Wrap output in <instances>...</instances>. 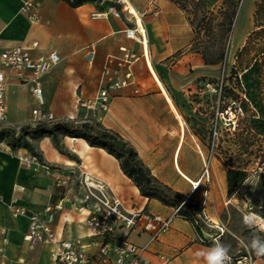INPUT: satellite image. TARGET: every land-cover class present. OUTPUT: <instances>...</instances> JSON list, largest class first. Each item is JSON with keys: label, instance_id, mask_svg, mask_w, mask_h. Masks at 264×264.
<instances>
[{"label": "crops", "instance_id": "crops-1", "mask_svg": "<svg viewBox=\"0 0 264 264\" xmlns=\"http://www.w3.org/2000/svg\"><path fill=\"white\" fill-rule=\"evenodd\" d=\"M24 1L0 0V50L23 46L32 57L59 54V63L41 78L45 104L55 119L87 121L114 131L135 149L158 182L202 204L199 189L203 181L196 188L191 182L200 178L206 150L185 118L195 99L204 94L201 79L209 76L210 65L189 49L190 27L177 4L171 0H132L147 29L144 55L141 46L125 36V21L112 15H95L99 6L94 2L71 7L63 0H31L38 18L30 21L20 10ZM151 2L158 6L157 13L151 11ZM91 44L96 50L92 62H88L85 53ZM121 47L138 54L130 67L131 78L110 91L106 110L87 107L97 96L105 58L120 55ZM35 105L28 85L10 78L6 121L0 127L17 130L31 125ZM31 143L49 165L70 175V182L57 189L51 175L22 164L19 156L31 152L26 148L12 151L0 143V250L4 253L0 264H54L50 258L52 245L36 243L31 248L23 239L28 219L13 216V206L40 211L48 204L59 203L53 221L57 238L79 241L92 250L84 223L86 212L78 211L84 176L88 182L106 185L128 211L142 213L127 238L144 247L146 264H206L199 254L212 245L201 243L192 224L177 215L174 207L142 196L117 159L103 148L69 136L61 139L63 152L49 137ZM144 215L169 217L168 229L150 241L149 232L143 229Z\"/></svg>", "mask_w": 264, "mask_h": 264}, {"label": "rangeland", "instance_id": "rangeland-1", "mask_svg": "<svg viewBox=\"0 0 264 264\" xmlns=\"http://www.w3.org/2000/svg\"><path fill=\"white\" fill-rule=\"evenodd\" d=\"M171 1L189 24L190 50L199 54L197 51L207 46L210 55L224 48L223 60L208 66L209 76L201 79L204 94L195 99L185 118L206 150L209 179L203 180L199 189L203 198L207 191L205 211L211 221L224 227L220 244L229 247V255L234 259L248 255L251 264H264V257L248 247L253 238L264 239V229L249 226L243 219L245 214L254 213L264 220V67L242 70L245 64H264V50L237 59V52L254 30L255 5L261 0ZM232 9L231 29L224 37ZM228 169L246 173L230 196L226 189ZM211 221L201 226V234L207 238L216 233Z\"/></svg>", "mask_w": 264, "mask_h": 264}, {"label": "built area", "instance_id": "built-area-1", "mask_svg": "<svg viewBox=\"0 0 264 264\" xmlns=\"http://www.w3.org/2000/svg\"><path fill=\"white\" fill-rule=\"evenodd\" d=\"M99 10L95 15H112L122 18L125 23V36L137 43L142 48L145 55L147 48V29L141 14L135 9L132 0H99ZM152 12L159 11L155 3H150ZM20 10L30 21L37 20L36 6L31 0L22 3ZM95 45H89L85 59L92 62L95 56ZM120 55H108L105 58L101 69L100 85L94 101L87 105L89 108L99 107L106 110L112 97L110 91L119 88L131 78V64L138 58V54L126 47L120 48ZM60 61V56L56 52H50L47 56L32 57L29 49L23 46H14L0 50V123L6 121V87L10 78H14L20 83L26 84L30 92L36 99V105L31 111L32 121L52 122L55 119L52 110L45 104L41 87V78ZM121 76V77H120ZM216 92L215 88H211ZM80 105H85L78 100ZM2 143V142H0ZM20 161L26 167L39 168L45 174L53 177V185L57 189H63L70 182V175L61 174L58 168L49 165L41 155L29 153L19 156ZM209 179V169L206 162L202 169L198 181L191 182L196 188L201 181ZM83 185L82 193L79 197L78 211L86 212L84 220L88 235L91 238L92 250L88 251L85 245L79 241L65 240L57 238L53 229L55 219V209L58 204H48L40 211H30L24 206H13L11 214L13 216H26L28 219V229L23 239L33 248L36 243L50 244V258L54 264H146L143 257L144 247L136 245L127 237L131 229L135 227L142 216L138 211H128L119 197H117L106 185L102 183H91L85 178L81 180ZM207 191L204 192L203 206L198 218L202 222L211 221L205 211L204 203ZM175 213L177 208H174ZM258 221L256 225L264 229V220L254 214L249 213ZM143 229L149 232V240L157 239L164 233L170 223V218H162L157 215H144ZM212 226L216 229L213 236L205 237L201 235L199 241L206 244L210 242L212 246L219 243L220 237L224 233V227L213 221ZM197 224V221L194 222ZM251 223V221H250ZM231 264H251L248 255L234 259L231 255ZM4 253L0 250V258Z\"/></svg>", "mask_w": 264, "mask_h": 264}, {"label": "trees", "instance_id": "trees-1", "mask_svg": "<svg viewBox=\"0 0 264 264\" xmlns=\"http://www.w3.org/2000/svg\"><path fill=\"white\" fill-rule=\"evenodd\" d=\"M63 1L71 7H77L85 2H94L98 5L99 2V0ZM99 8H102V6ZM233 15L234 9L228 14V25L224 37L230 32ZM253 23L254 30L249 33L244 46L237 52V59L239 61L243 56H248L252 52L258 53L264 50V0L255 5ZM223 50L222 46L219 50L209 55L208 47L203 46L197 52H199L205 64L212 65L223 60ZM257 65L250 67L248 64H245L242 70L254 71L255 69L261 70L264 67V64ZM64 136L83 138L90 146L103 148L114 156L123 173L133 181L142 196L148 199H157L167 206L177 208L176 214L189 221L197 235L201 236V226H203V223L198 218L202 210L201 204L193 201L190 197L186 198L184 194L158 182L141 162L135 149L114 131L87 121L71 122L67 120L22 125L17 130L10 127H0V142H4L12 151L26 148L31 153H37L31 140L49 137L53 146L58 151L63 152L61 139ZM245 177L246 173L244 171L233 169L226 171V189L229 196L232 194L235 186L242 182ZM195 221H197V224L194 223ZM206 244L212 245L210 242H206Z\"/></svg>", "mask_w": 264, "mask_h": 264}, {"label": "clouds", "instance_id": "clouds-1", "mask_svg": "<svg viewBox=\"0 0 264 264\" xmlns=\"http://www.w3.org/2000/svg\"><path fill=\"white\" fill-rule=\"evenodd\" d=\"M244 222L249 226L258 223V221L251 215L245 216ZM248 247L255 253L256 256L264 257V239H260L259 237L253 238ZM229 251L230 249L228 246L220 243H215L210 249L203 253H200L199 255L203 256L206 264H231Z\"/></svg>", "mask_w": 264, "mask_h": 264}]
</instances>
